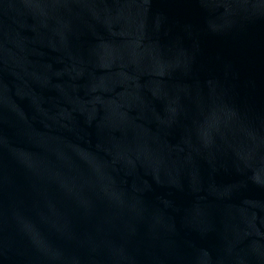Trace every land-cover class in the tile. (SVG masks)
Returning <instances> with one entry per match:
<instances>
[{
  "label": "water",
  "instance_id": "1",
  "mask_svg": "<svg viewBox=\"0 0 264 264\" xmlns=\"http://www.w3.org/2000/svg\"><path fill=\"white\" fill-rule=\"evenodd\" d=\"M0 264H264V0H0Z\"/></svg>",
  "mask_w": 264,
  "mask_h": 264
}]
</instances>
